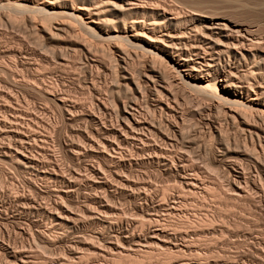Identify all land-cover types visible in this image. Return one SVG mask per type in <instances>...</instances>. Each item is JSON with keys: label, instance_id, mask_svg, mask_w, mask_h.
I'll return each mask as SVG.
<instances>
[{"label": "bare ground", "instance_id": "6f19581e", "mask_svg": "<svg viewBox=\"0 0 264 264\" xmlns=\"http://www.w3.org/2000/svg\"><path fill=\"white\" fill-rule=\"evenodd\" d=\"M3 7L14 11L15 9L36 11L41 14V19H50L51 25V19L67 16L73 19L76 25H80V28H84L86 34L89 32L101 43H112L115 51H118L112 91H116L119 96L122 93L124 96L121 94V97H115L116 99L113 96L106 97L100 85L92 80L90 88L93 94L89 98L91 109L88 107L85 110L75 102L77 99L73 101L66 91L58 90L55 84L42 87L32 80L22 81L21 78V82H14L21 90H31L40 94L42 100L52 104L70 126L79 117L82 121L88 122L89 126L84 122L83 130L79 128L78 133L76 132L77 141L70 140L64 132L57 138L73 166L65 167L55 160L54 153L45 149V143L52 138L49 131L53 130L45 133L48 127L46 130L41 127L45 132L42 133L41 130L40 132L44 135L38 133L40 121L38 122L37 114H32L28 110L20 112L18 110L20 108L17 107L18 109L11 113V119L7 118L8 122L10 120L7 125L4 124L6 120L0 121V133L10 140L9 143L8 139L6 140L7 144H1L5 142L4 140L0 143L2 145L0 156L9 159L7 162L15 164L14 167L22 173L20 175L29 174V178L24 175L23 179L29 191L35 192L37 196L45 195L49 200L53 199V205L48 207L37 203L38 198L32 197L35 193L30 196L16 191L12 192L13 195L4 194V198L0 195L3 199H0L2 200L0 221L3 223L1 224L6 226L9 222L18 224L14 236L8 228L0 230L3 238L0 239V264L33 263L26 244L21 241L22 245L18 246L17 243L18 236L23 238L26 236L27 239L31 235L37 236L42 244L51 247L55 242L68 243L63 253L65 256L60 259L57 257L58 259L54 261L49 258V261H53L51 264H118V260H133L140 264V260L144 261L143 258L146 259L145 262L147 261L145 264H246L243 259H235L233 255V257L220 255L212 248L214 244L216 246L214 238L220 242V238L216 236L225 235L223 232L229 230L224 219L223 222H218L222 220V212L226 213L220 211L222 206H227L230 202H251L257 198L260 201L264 200L262 27L258 23L245 21L226 23L212 13L204 14L199 8L184 10L163 0H0V8ZM66 21L65 19L55 21L54 28L57 31L70 32L69 29L78 27L74 22L73 24ZM43 29L47 31L46 26ZM56 32L55 35L58 34ZM83 35L82 33L81 36ZM59 36L58 34V38ZM74 38L70 48L73 51L83 50L86 54L93 50L86 45L88 42L85 44L81 42L84 41L82 38H78L81 41ZM112 51L110 49V52ZM64 58L61 57L60 61L56 62L61 67H65L64 64L67 62ZM136 59L140 61L139 69L133 65ZM89 64L98 65V61L92 57ZM84 68L91 69L88 64H85ZM35 70L41 69L38 67ZM97 74L96 81L98 79L101 81L100 74ZM181 92L196 94V99L205 105L201 106L204 108L203 111L215 117L203 118V112H200L202 119L199 122L202 123L203 129L207 126L209 139L204 144L197 143L195 148L198 153L208 152L210 156L207 158H210V161L205 158L207 167L210 164L211 168L218 170V178H221L217 180L218 182L213 180V176H209L210 170L206 165L200 166L183 157L181 153L167 151L154 141L155 137L164 138L166 142L169 140L161 131L164 120L176 135L189 139L186 135V125L189 122L187 116L189 114L196 116L195 112L198 109L178 111L170 99L179 101L178 94ZM4 96L2 98L6 97ZM188 97L189 100L191 97ZM194 138H191V142L196 143ZM13 140L14 143L11 145ZM191 142L188 141L187 147ZM192 147L190 146L188 151ZM44 154L46 158L43 157ZM153 163L171 179L168 185H157L153 180L149 182L144 179L130 180L129 175L133 174L135 167L144 174L148 164ZM41 178L45 184L44 189L35 182ZM132 189L138 190V193ZM80 194L83 200L80 201V198L77 201L76 196ZM119 195H125L133 200L136 213L141 217L139 221L122 218L121 210L108 203L116 201ZM142 200L145 201V205ZM193 202L194 204L196 202V206L197 203L201 204L199 206L201 208L205 206L203 208L205 212L199 209L204 212L200 213V217L194 216L196 214L186 208ZM14 208L28 218L30 215L36 216L37 220L29 222L27 220V226H22L24 219L20 224L19 219L15 217ZM243 208L247 209L244 206ZM212 210L220 211V214L214 215ZM77 211H81L90 222L98 226L95 240L105 245L98 247L94 240L87 241L86 238L79 240V245L92 251V256L89 255L90 258L93 257L92 263H87L89 260L83 262L86 255L80 256L77 248L73 247L78 239L74 241V238L73 240L70 238L71 234L78 232L87 224L84 220L85 223L81 224V216ZM152 212L163 214L153 215ZM240 214L238 212V215ZM227 217L232 218L228 215ZM48 219L51 224L44 222ZM230 219L228 222L233 220ZM232 228L234 227L230 226V229ZM251 230L250 233L253 231ZM5 236L7 243L4 242ZM260 258L262 257L257 251L254 259ZM47 259L41 263L47 264Z\"/></svg>", "mask_w": 264, "mask_h": 264}, {"label": "rangeland", "instance_id": "374dc122", "mask_svg": "<svg viewBox=\"0 0 264 264\" xmlns=\"http://www.w3.org/2000/svg\"><path fill=\"white\" fill-rule=\"evenodd\" d=\"M163 1H165L166 3L171 4V5L175 4L184 10L185 9L190 10L192 8H199V9L204 11V14H208L207 12H209L210 14L212 13V15L217 16L220 21H223L226 23H228L230 21H245V22L258 23L262 27L261 29L264 30V0H163ZM3 8H0V66H2V67H0V68H2V70L0 69V76H1L0 77V83H1L0 84V94L2 93L0 95V97L2 98V96H4V95L6 97L4 96L5 98H2V99L0 98V106H1V108H0V121L4 122L6 120V122H4V124L7 125V123L10 122L9 119H8L9 122L7 121V118L11 119V115H12L11 113L15 112L16 109H18V108H20V109H18L20 112H23L24 110H28L32 114H37L36 116L39 117L38 122L40 121L39 123L41 125L40 126L38 123L39 130L37 132L38 133H41V132L44 133L45 132L44 130H46L47 127H48V129L46 130L45 133H47L51 129L53 130V131H49L50 134H52V136L51 135L50 136L53 139L50 138V140H48L46 142V143L50 142L51 144L48 143V145H47L45 143V146H46L45 149H47L48 152H51L52 154L54 153L53 155H54V158H56L55 160H57L59 163H61V165H64L65 167H68V166L73 167L69 161L70 159L68 158L69 157L68 154L65 152L64 148H62V145L61 146L59 145L60 143H58L59 141L57 138L61 134H63V132H64V133H67L70 140L74 139L75 141H77L78 136H77L76 132L79 131L80 127H81L80 129L83 130V128H84L83 125H84L85 121H82V119H80L81 117L77 118L74 121V123L72 124V126H73V128H72V126H70V124L67 123L65 118H61L60 114L58 113L57 110H55V108H53L54 106L52 104L45 103V101L42 100V96L40 94H37L36 92L31 91V90H26V91H24L23 89L21 90L20 88L16 87V85H18V84L15 85L14 82L18 83V82H21V80L22 81L23 80H28V81L32 80L33 82H36V84H38V86L41 85L42 87H47L48 84H49V86L50 85L54 86V84H55V87L57 85L56 88L58 90L61 89L60 91H62V90L66 91V93L71 96V99L73 101H75L77 99V101H75V102L76 103L78 102L77 103L78 106H83V108L85 110H87L88 107L90 108V105H89L90 95L93 94V90L90 88V82L92 80H94L96 83H98L97 84L98 86L100 85V87L102 88V91H103V95H106V97H109V98H112V96H113V98L121 97L122 93L119 96L116 91H112L114 84H115V74H114L115 71H114V69L116 68V63H117L116 58L118 57V54H117L118 51H115V48L113 47L112 43L111 44L108 43L110 45L109 46L107 44V42L101 43V41L95 39L94 36L89 34V32H88V34H86L87 32L85 31L84 28H80L81 27L80 25H78V24L76 25V22H74L73 19H71L67 16L51 19V21H50L52 23V25H51L49 23L50 19H46V20L41 19L42 18L41 14L36 12V11H32V10L23 11L24 9H15V11H14V9L13 10L8 9L7 7H3ZM32 12H35V13H32ZM14 14H15V16H14ZM33 16H35L37 21ZM33 19L37 23L35 21H33ZM64 19H65V21L68 20V21H71L72 23L74 22L75 26L76 27L78 26L77 28H75L76 30L75 29H69L70 32L57 31L54 28V25L56 24L57 21H60V20L64 21ZM43 21H45L46 23L44 22L45 23L44 24ZM45 26L47 29L46 32L43 29V28H45ZM79 28H80V31L82 30L81 32L84 34L83 37L85 35H87V36H85L86 38L85 37L83 38L81 36L82 33H80ZM41 29H43V30H41ZM51 29H52V32H51ZM53 31L54 32L57 31L56 33H58L60 35L59 38H58V34L55 35ZM50 32H51V34H50ZM61 32H62V36H61ZM65 33H67L71 38L68 37V35ZM52 34H54V36H56L57 38H55L54 36L52 38H50V36H52ZM75 34H77V36H75ZM73 36L76 37V40H79L78 39L79 37H80V39L82 38L81 40H84V41H81V40H79V41H81L82 43L84 42V44L88 42L86 45L93 48V50H90L91 52L86 53L89 56H87L83 50L73 51L72 49H70L71 43L75 39ZM68 38H70V39H68ZM87 40H89L90 43ZM94 42H95V44H94ZM89 44H91V45H89ZM102 44H103V46H102ZM68 45H70V46L68 47ZM19 49H20V52H19ZM110 49H111V51L112 50L113 51L110 52ZM56 53H58L57 56L55 55ZM58 55H60V56H58ZM55 56L58 58V61H56L57 58ZM61 57L62 58L65 57L64 58L65 61L67 60V62L64 64L65 67H61L58 63H56V62L60 61ZM89 57H91V58L95 57L98 61V65L89 64L91 62V58H89ZM136 60L138 61V63ZM136 60L134 61V64H133L134 68L136 67L137 69H139L140 68V66H139L140 61L138 59H136ZM85 64H88L91 69L89 70V68L88 69L86 68L88 71L84 70ZM38 67L41 70H39V71L35 70V69H38ZM2 71H3V73H2ZM97 73L100 74V77H101L100 79H102L101 81L98 79V81H100V82L96 81L97 80L96 76H98ZM110 73H112V74H110ZM38 76L41 78H39ZM20 78H21V80H20ZM17 79H18V81L16 82ZM86 80H87V82H86ZM4 85H5V88H4ZM8 87H10V89ZM13 87H15L16 89H14ZM14 92H15V94H14ZM12 93H13V95H12ZM180 94H178L179 101L177 99H174V98L170 99V102L174 104L175 108L178 109V111H185L186 112V110L189 111L191 109V110L196 111L198 109L197 112H195L196 116H192L190 114L187 116V121H189V122L186 121L188 123L186 125L187 126V128H186L187 134L186 135L189 137V139L187 137H180V136L176 135L174 133V131L171 129V127L167 124V121L164 120L163 126L161 127V131L163 132V135L165 137H167V136L169 137V140H168V142H166V141H164V138L155 137L154 141L158 146L163 147L167 151H173V152L181 153L183 155V157H186L187 159L192 160L193 162H195L196 164H198L200 166L206 165V167H207L206 161L208 159L210 161V158H207V156L209 155L208 152L207 153H205L206 151L205 152H203V151L199 152L200 156H201L200 157L198 150L195 148V146L197 145V143L199 144V142L200 143L202 142L204 144V142H207V139H209V136H208L209 132H208L207 126L203 129L202 123H200L201 122L200 119H202L200 116L201 113L203 112V115H202L203 118H208L209 116H211L212 118H215V117H213L212 114L208 115V112L203 111L204 110L203 107L205 105H204V103H201L196 99V94L190 95L189 93H182V92ZM123 96H124V94H122V97ZM184 97H186V98H184ZM187 97L188 98L191 97V98L188 100ZM185 99H187V100H185ZM3 101H4V103H3ZM24 101H26V102H24ZM81 101H84V103ZM191 102H192V104H191ZM11 103H15V104H17V106L15 104H11ZM10 104L12 106L13 105L14 106L11 107ZM27 104L30 106L26 108V106H28ZM46 106H48L49 108L48 107L46 108ZM197 106H199V107H197ZM201 106H203V107H201ZM14 107H16V108H14ZM31 107H33V108H31ZM194 107H195V109H192ZM33 109H34V112H33ZM47 109L48 110L51 109L52 111L51 110L48 111ZM9 110H11V112ZM18 110H17V112H18ZM148 110H149V108H148ZM46 111H47V113H46ZM157 115H159V114H157ZM163 115H165V113H163ZM1 118H3L4 120ZM28 118H30V117H28ZM188 118H190V120ZM44 123H45V125H44ZM199 123L201 126H199ZM86 124H88V126H89L88 122L87 123L85 122V125ZM196 124H198V126H196ZM51 126H52V128H51ZM41 127L44 128V130H42ZM26 128L28 129L29 126ZM40 130H41V132H40ZM59 131H60V134H59ZM1 135H3V134L0 133V138H1L0 143L3 140L5 141V142L3 141L4 143H1V144H7L6 143L7 139H8L7 142L8 143L10 142L9 137L5 136L6 139H4L5 138L4 135H3V138ZM42 135H44V134H42ZM193 137H195L194 140L196 141V143H194L193 141L191 142V138H193ZM188 141L191 142L189 145L193 146L190 149V151H188L190 146L187 147ZM13 143H14V140H13L11 145H13ZM1 144H0V149L2 146ZM47 146H49L50 148ZM161 150H159V151H161ZM52 151H54V152H52ZM0 157H1L0 159H2L0 161V192L2 194H0V195L3 196V198H4L5 195H7V194L13 195V193H15L16 191L18 193H23L25 195H30V196H32L31 194L34 195L35 192L29 191L30 189L26 186V184L23 180L24 175H26V174L20 175L22 173H20L18 171V169L14 167L15 164L7 162V161H9V159L6 160V158H4L3 156H0ZM43 157L46 158V155L44 154ZM205 158L207 160H205ZM147 167L148 168L145 170L144 174L141 173V171L135 167L133 169V174L129 175L130 180L138 181V180L144 179L147 182H149V180H153L155 184L161 185V186L168 185L171 182V179L168 178V175L165 174L163 172V170H161V168L156 166L154 163L148 164ZM209 167L211 168L210 164H209ZM209 167H207V169L210 170V171H208V172H210V173H208L209 176H213L214 177L213 180L215 182H218L217 180L221 179L220 177L218 178V176H219L217 173L218 170H216V168H214V167L209 169ZM213 168L215 171L212 170ZM211 171H212V173H211ZM213 172L216 173L215 174L216 176L214 175ZM123 175L125 176V173H123ZM26 176L29 178V174H27ZM43 178L37 179V181H35L38 184H40V187L42 189H44V185H45V184H43L44 183ZM41 183L43 185H41ZM132 190L134 192L138 193V190H136V191L134 189H132ZM1 196H0V199H2ZM36 196L37 195L35 193V195L32 197L38 198L37 203H39L40 205L42 204V206H48V207L53 205V199L49 200V197H47L45 195H44L45 197L44 196L41 197L39 195L37 197ZM76 197H75L76 200L78 199L77 201H79L80 198H81L80 201L83 200V197L81 194L79 196H76ZM75 198H74V200H75ZM160 198L161 197L159 196L158 199H160ZM2 200H0L1 204H2ZM255 200H257V201H255ZM255 200H253V201L250 200L251 202H247V201H243V202L238 201L236 203L230 202L227 205L228 207L227 206H222L224 208L221 207L220 211L221 210L226 211V213L224 214L221 211L222 214H224L225 216L223 217V215L221 214L222 220H220L218 222H221V221L223 222V219L228 222L230 217H227V215L231 216L232 217L231 219H233V220L230 219L231 220L230 222L227 223L224 221V223H226L225 225L227 227H229L230 231L233 230V232H230L228 230V231L223 232V233H225V235L223 233H221L223 235L218 234L219 236H216V237L220 238V242L218 241L219 239L216 238L217 240L215 241V238H214L213 242L216 243V246L214 244V248H212V249L215 253L218 252V254H220V255L226 254L229 257H231L233 255L235 259L245 260L246 264H264V237H263L264 236V200L260 201L258 198ZM108 203L110 205L116 207L118 210H121L122 218H128V220H137V221H139V219H141V217H139L138 214L136 213V209L134 208L135 203L133 202V200H130L127 197H125V195H119L118 199L116 201H109ZM142 203L145 205L144 200H142ZM207 203H209V201ZM207 203L205 205H207ZM237 203H240V204H237ZM243 203H244V205H243ZM192 204H189L188 207L186 206V208H188V210L191 213L196 214L194 216L200 217L201 216L200 213L205 212L203 210V208L205 206L201 208V207H199V206H201V204H199V203H197L198 204L197 206H196V202H195V204H194V202ZM239 205H241V206H239ZM242 205L244 207H246L247 209L243 208ZM248 205H250V207L252 209L250 207H249L250 208L249 209ZM230 206H234L236 208V210L234 207L232 208ZM0 207H1V205H0ZM15 208L13 209V210H15L14 211L15 215H16L15 217H16V219L17 218L19 219L18 221H20V224L23 223L22 226H27L26 224H28L29 220H35V219L37 220L36 216L30 215L29 218L30 217L31 218L29 219L28 216L26 217V215L19 214ZM193 208H194V210H193ZM227 208H228L229 214H227ZM255 208H258V209H255ZM199 209L203 210L204 212L199 210ZM229 209L236 211V212H229L230 211ZM241 209L243 211H241ZM0 210H1V208H0ZM193 211H196V212H193ZM216 211L217 210H212V214H214V215L216 213L220 214V211H217V212ZM238 212H239V214L240 213L241 214L238 215ZM230 213H234V214H230ZM78 214L81 216L80 218L82 220L81 221L82 223L81 222L80 223L83 224V223H85L84 221H86L87 224H84L85 226L84 227L82 226L83 228L80 226L82 230L80 229L78 232L71 234L70 236H72V237H70V238L72 240L74 238V241L78 239V242L73 247L77 248L79 254H81L80 256L86 255L83 259V262L85 263L87 260H89V261H87V263H92L93 257L90 258V256H89V255L92 256V254H91L92 251L86 249V247H84L83 245H79V240H83V238L84 239L86 238L87 241L94 240L98 247H105V245L102 242L95 240V236H97L98 226L96 224L90 222L88 220V218L81 211H79ZM162 214H163V212H160L157 214L153 213V215H162ZM219 214H216V215H219ZM250 215H251V217H249ZM0 216H1V213H0ZM112 216H115V215H112ZM221 217H219V219H221ZM237 218H238V220L236 221ZM249 218L250 219L252 218V220H249ZM27 220H28V222H27ZM1 221H0V230H3V228L4 229L8 228L9 231H11L12 236H14L15 235L14 231H15V228L17 229L18 224H16V222H13V223L9 222L6 226V225H2L3 223ZM21 221H22V223H21ZM240 221H241V223L239 224ZM250 221H252V222H250ZM44 222L47 224H51L49 219L44 220ZM236 223H237V225H236ZM228 224H230V225H228ZM230 226L234 227V228L230 229ZM254 227H255V229H254ZM239 228L242 231L238 230ZM246 228H248V229H246ZM250 228L252 230L253 229L254 230L252 231ZM249 229L252 231L251 233H250ZM259 231H260V233H258ZM28 232H31V231H28ZM262 233H263V235H262ZM0 234H1V232H0ZM49 234L51 235V233H49ZM51 237H52V235H51ZM224 237L226 240L223 239ZM5 238L6 239H4V242L7 243L8 242L7 237L5 236ZM13 238L14 237H12V239ZM0 239L1 240L3 239L1 237V235H0ZM25 240H26V242H24ZM18 241H19V242H17L18 246H21L22 245L21 243L23 242V244L24 243L26 244V245L25 244L24 245L27 247V250L30 251V255L34 261L31 264H38V262H39V264H42L41 262H43L47 258H48L47 264H51L54 261V259L57 260L58 258L60 259V258L65 256L63 253H65L66 248L68 246V243H66V242H62L61 244H60V242L59 243L55 242V244H53V246L51 247V246H48L46 244H42L43 242L40 241L37 238V236H32V235L29 236L27 239H26V236H24V238L22 236H18ZM19 244H21V245H19ZM50 248H51V250H50ZM215 249L217 252L215 251ZM106 250L108 251L109 249L106 248ZM257 251L260 254V257H262V258L255 260L254 257H255V254L257 253ZM214 252H213V254H214ZM0 254H1V251H0ZM49 258L53 259V261L52 260L49 261L50 260ZM143 260L144 261L140 260L139 263L143 264L146 259L143 258ZM36 261H37V263H36ZM118 261H117L118 264H131V261H132V264H138L137 261H133V260H129V261L128 260H124V261L118 260ZM141 261H142V263H141ZM2 263H4V261Z\"/></svg>", "mask_w": 264, "mask_h": 264}]
</instances>
